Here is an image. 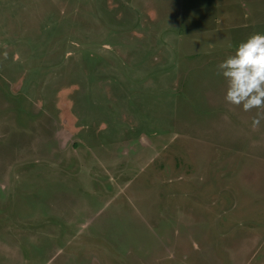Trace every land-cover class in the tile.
<instances>
[{"label":"rangeland","instance_id":"obj_1","mask_svg":"<svg viewBox=\"0 0 264 264\" xmlns=\"http://www.w3.org/2000/svg\"><path fill=\"white\" fill-rule=\"evenodd\" d=\"M254 33L264 0H0V264H264V119L217 73Z\"/></svg>","mask_w":264,"mask_h":264},{"label":"clouds","instance_id":"obj_2","mask_svg":"<svg viewBox=\"0 0 264 264\" xmlns=\"http://www.w3.org/2000/svg\"><path fill=\"white\" fill-rule=\"evenodd\" d=\"M217 73L226 84L224 100L246 112L256 109L252 126H258L264 119L260 112L264 109V33L240 42L233 54L219 62Z\"/></svg>","mask_w":264,"mask_h":264}]
</instances>
